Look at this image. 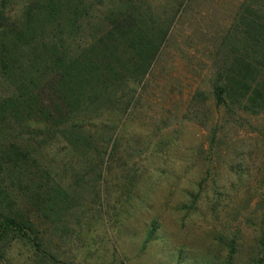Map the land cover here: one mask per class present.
Returning <instances> with one entry per match:
<instances>
[{"label": "rangeland", "instance_id": "rangeland-1", "mask_svg": "<svg viewBox=\"0 0 264 264\" xmlns=\"http://www.w3.org/2000/svg\"><path fill=\"white\" fill-rule=\"evenodd\" d=\"M243 1L185 0L150 73L117 96L121 107L131 101L127 112L98 114L119 143L100 197L85 190L69 226L48 230L56 264H253L262 255L264 113L219 106L214 89L216 45ZM33 250L13 243L0 264H36Z\"/></svg>", "mask_w": 264, "mask_h": 264}, {"label": "trees", "instance_id": "trees-1", "mask_svg": "<svg viewBox=\"0 0 264 264\" xmlns=\"http://www.w3.org/2000/svg\"><path fill=\"white\" fill-rule=\"evenodd\" d=\"M184 1L0 0V251L22 242L56 264L48 230L69 226L85 190L100 197L119 143L95 119L127 112L117 96L150 73ZM215 58L217 104L264 113V0L242 2Z\"/></svg>", "mask_w": 264, "mask_h": 264}]
</instances>
